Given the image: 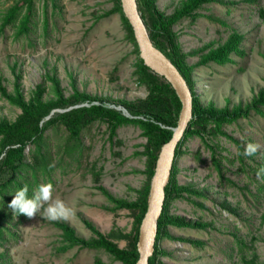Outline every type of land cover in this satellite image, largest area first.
Returning a JSON list of instances; mask_svg holds the SVG:
<instances>
[{"label": "rangeland", "instance_id": "1", "mask_svg": "<svg viewBox=\"0 0 264 264\" xmlns=\"http://www.w3.org/2000/svg\"><path fill=\"white\" fill-rule=\"evenodd\" d=\"M179 1L153 0L151 10L166 15ZM113 2L55 0L52 8L49 0H32L28 31L16 36L24 1L0 0V81L6 91L12 90L17 72L24 98L38 82L48 98L53 78L66 97L74 90L82 91L129 115L128 107L137 105L148 88L137 80L136 53L118 12L104 14ZM14 4L19 5L15 21L1 25ZM141 10L150 19L144 6ZM196 11L194 17H182L172 25L191 67L193 91L201 106H242L263 85L264 0L210 1ZM232 31L241 34V53L231 52L224 62L197 61L202 51L221 43ZM18 112L0 95V118L11 120ZM194 126L197 133L187 137L173 155L172 177L179 194H172L167 214L202 224L166 223L156 242L155 262L264 264V175L259 179L256 175L264 168V118L250 111L223 124L226 135L214 132L209 124ZM45 132L52 148V169L38 174L37 181L51 183L53 199L74 210L73 216L59 221L70 225L76 235L89 238L94 234L87 221L124 246L134 210L117 207L102 189L125 200L137 196L145 180L146 136L133 123L119 125L109 136L106 122L94 120L81 131L80 151L61 155L58 147L65 130L56 127ZM249 143L260 148L246 157L242 153ZM37 188L33 186V193ZM39 215L17 220L12 225L14 234L0 240L5 264H121L100 248L62 247L59 227Z\"/></svg>", "mask_w": 264, "mask_h": 264}, {"label": "trees", "instance_id": "2", "mask_svg": "<svg viewBox=\"0 0 264 264\" xmlns=\"http://www.w3.org/2000/svg\"><path fill=\"white\" fill-rule=\"evenodd\" d=\"M24 1V12L17 20L15 35L27 33L29 16L32 11V0ZM44 1V0H43ZM52 8L56 7L55 0H49ZM110 9L104 12H118L119 18L126 29L127 38L133 44L136 53V73L138 81L147 85L148 91L145 97L139 99L137 105L128 107L129 115H125L119 109L107 105L103 100L89 94L74 90L71 96H64L57 82L52 78V96L43 97L45 90L42 82H38L31 89L27 98H24L19 86V73L13 76V85L10 92L6 91L0 81V95L9 103L16 105L19 112L9 120L0 118V240H5L13 235L12 225L17 220L21 221L26 216L17 215L8 207L14 193L23 185L28 186V196L33 195V186H39L38 174H49L52 169V148L50 140L45 132L48 128L62 127L66 136L59 144L61 155H70L81 149V131L94 120L104 121L107 124L109 136L114 135L119 125L133 123L137 125L141 133L146 136L147 145L143 153L145 160V180L138 189V194L133 200L111 196L104 189V194L118 207L124 206L134 210V222L129 233L128 242L124 246H118L109 235L100 232L92 224L85 221L87 227L93 232V236L84 238L74 233L73 228L64 221H54L60 229L62 247L78 245L88 248H100L108 252L121 264H134L137 257L135 241L138 224L146 207L147 190L149 179L153 170L155 158L160 145L171 135L172 127L176 123L180 102L171 85L159 74L152 71L142 62L137 54V46L134 41L132 29L124 16L119 0H113ZM219 0H180L169 14H162L151 10L153 0H136V6L146 27L152 43L162 51L169 60L177 67L185 79L191 94V116L184 128L181 137L174 148V155L178 153V147L193 133H197L196 124H209L214 132L225 134L222 125L235 121L239 117H245L253 111L264 118V77L263 85L259 88L244 105H238L231 109L226 106L215 107L211 104L201 106L193 91L190 65L184 60V53L180 50L176 41L172 25L182 17H194L196 9L205 2ZM147 10L150 19H145L141 8ZM19 13V5L10 6L1 25L15 21ZM46 29V28H45ZM241 34L232 31L221 43L209 47L200 53L198 62L207 61L224 62L229 59L231 52L241 53ZM92 99H95L92 101ZM85 104H80L81 102ZM125 103V102H124ZM127 105V104H126ZM234 139V138H233ZM241 155V148L238 145ZM241 157V156H240ZM215 167L220 170L219 162L214 158ZM171 164L168 181L164 185V197L161 211L156 221V231L152 253L148 256L147 264H157L156 254L158 248L156 242L162 234L163 226L172 223L178 226H201L200 220L183 219L167 214V205L173 193L179 194L172 177ZM188 190L187 187L182 188ZM189 242H199L189 239ZM4 251L0 252V264H5ZM163 264V263H160Z\"/></svg>", "mask_w": 264, "mask_h": 264}, {"label": "water", "instance_id": "3", "mask_svg": "<svg viewBox=\"0 0 264 264\" xmlns=\"http://www.w3.org/2000/svg\"><path fill=\"white\" fill-rule=\"evenodd\" d=\"M119 3L131 26L138 56L145 65L171 85L180 102L171 135L158 149L149 179L146 207L138 224L135 241L137 257L134 264H147L148 256L153 250L156 221L163 203L164 185L168 181L174 148L191 116V94L177 67L150 40L136 0H119Z\"/></svg>", "mask_w": 264, "mask_h": 264}, {"label": "clouds", "instance_id": "4", "mask_svg": "<svg viewBox=\"0 0 264 264\" xmlns=\"http://www.w3.org/2000/svg\"><path fill=\"white\" fill-rule=\"evenodd\" d=\"M260 145L249 143L244 147L242 155L246 157L254 156ZM257 178L264 175V168L256 173ZM28 186L23 185L18 189L11 199L8 207L17 215L23 214L31 219L40 214L49 221L67 220L74 215V210L68 207L62 200L53 199L54 188L51 183L41 184L34 191L31 197L28 196Z\"/></svg>", "mask_w": 264, "mask_h": 264}, {"label": "built area", "instance_id": "5", "mask_svg": "<svg viewBox=\"0 0 264 264\" xmlns=\"http://www.w3.org/2000/svg\"><path fill=\"white\" fill-rule=\"evenodd\" d=\"M85 104V103H84Z\"/></svg>", "mask_w": 264, "mask_h": 264}]
</instances>
